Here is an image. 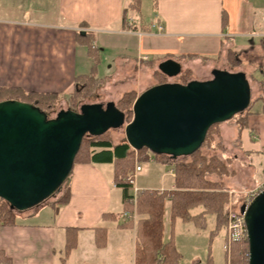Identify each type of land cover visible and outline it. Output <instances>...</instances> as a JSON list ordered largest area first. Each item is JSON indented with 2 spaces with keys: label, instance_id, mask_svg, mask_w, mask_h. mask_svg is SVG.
Here are the masks:
<instances>
[{
  "label": "crops",
  "instance_id": "obj_1",
  "mask_svg": "<svg viewBox=\"0 0 264 264\" xmlns=\"http://www.w3.org/2000/svg\"><path fill=\"white\" fill-rule=\"evenodd\" d=\"M149 1L151 13L148 0H141L144 24L151 29L145 32L124 29V17L130 25L142 26L139 14L129 9L131 0H0V86L69 95L76 78L89 75L93 66L77 35L92 33L100 50L98 78L108 102L117 103L130 91L139 96L157 85L153 74L169 59L179 62L183 72L191 71V80H209L219 63L227 61L222 43L249 65L264 98V80L256 74H264V0H160L157 8ZM263 110L262 100L252 106L240 136L234 125L222 133L235 151L228 157L232 162L243 156L241 162L252 170L259 159L264 172ZM116 164H76L67 203L59 202V193L52 201L17 212L14 226L0 227V264H135L137 223L147 216L126 209L123 189L115 183ZM145 164L153 172L150 185L134 182L130 195L134 189L175 190L173 167L154 160ZM233 189L231 195L240 196ZM167 214L171 216L170 203L165 207V243L170 242Z\"/></svg>",
  "mask_w": 264,
  "mask_h": 264
},
{
  "label": "water",
  "instance_id": "obj_2",
  "mask_svg": "<svg viewBox=\"0 0 264 264\" xmlns=\"http://www.w3.org/2000/svg\"><path fill=\"white\" fill-rule=\"evenodd\" d=\"M168 79L182 65H158ZM212 78L187 84L167 82L135 100L133 120L115 102L81 105L50 118L40 108L15 100L0 102V199L15 212L34 209L54 197L69 180L86 136L101 137L124 128L134 151L147 149L176 161L199 151L211 127L227 123L251 106L252 90L244 72L214 69ZM249 243L248 264H264V191L243 206Z\"/></svg>",
  "mask_w": 264,
  "mask_h": 264
},
{
  "label": "trees",
  "instance_id": "obj_3",
  "mask_svg": "<svg viewBox=\"0 0 264 264\" xmlns=\"http://www.w3.org/2000/svg\"><path fill=\"white\" fill-rule=\"evenodd\" d=\"M155 8L160 0H152ZM129 9L139 14L142 26L130 25L127 18L124 17V29L138 31L141 28L145 32H150L151 29L144 24V19L141 14V0H131ZM227 24V17L223 15L224 28ZM77 41L80 45L87 48L88 56L92 60L93 66L89 75L79 76L75 80V92L70 98L72 110L76 107L77 102L96 90L101 84L98 78V68L100 65V50L95 45V36L92 33H78ZM222 50L226 53V60L229 63L238 65V57L231 47L222 43ZM221 59V58H220ZM208 61L209 59L202 58ZM193 73L189 70L184 71L181 76V84H187ZM153 77L159 80L157 84L166 83V77L159 71H155ZM263 89V88H262ZM137 99L135 92H128L123 95L121 100L116 104L117 107L126 115L127 123L132 122V108ZM15 100L28 103L40 108L45 113L52 110L60 100L58 93H36L26 92L20 88H5L0 86V102ZM258 100L264 102L261 97ZM239 114L233 118L236 121L240 136L241 132L248 127L247 112ZM264 113V110H263ZM247 114V115H246ZM220 124L210 128L204 146L208 144L212 150L222 152L223 159L219 157H207L202 153V149L194 153L190 157L181 158L176 161L171 160L166 156L154 155V161L158 164L173 167L175 169V190L169 192H159L155 190L140 191L137 197L136 205L131 203L130 190L133 185L127 180L129 174L134 169L133 152L134 150L127 144L126 141L115 144L110 138L86 136L82 142L79 153L75 158V164H92V163H117L115 183L119 188L123 189V198L126 209L137 215L147 216L137 223V242L135 250V264H180L182 260L181 253L176 249L174 242L171 240L168 243L164 242V217L165 207L167 203L171 204V218L174 222L177 218L183 221H192L197 228L205 229L207 224V216L215 215L216 229L212 231L211 240L222 228H227L228 225V203L230 201V188L226 185V180L233 175L228 171L232 164L231 159L225 157V151L222 147L223 140L218 136V142L213 138V129ZM240 143V137L237 138V144ZM236 146L241 148L240 145ZM203 146V147H204ZM97 150H100L97 152ZM138 152H148L143 149ZM71 177V176H70ZM68 182V181H67ZM66 182V183H67ZM65 183V184H66ZM64 184V185H65ZM61 187L59 192L63 189ZM239 196H231L234 201L233 210L241 213L244 205L237 209ZM0 203V227L14 226L16 224V213L10 209L8 203L1 200ZM69 201V191L67 190L62 198L61 203ZM202 208L201 213L192 214V210ZM131 225V224H130ZM130 225H126L130 226ZM231 252H227L226 258L228 264H248L249 243L248 240L238 241L232 244ZM207 264H213V260L209 257Z\"/></svg>",
  "mask_w": 264,
  "mask_h": 264
},
{
  "label": "rangeland",
  "instance_id": "obj_4",
  "mask_svg": "<svg viewBox=\"0 0 264 264\" xmlns=\"http://www.w3.org/2000/svg\"><path fill=\"white\" fill-rule=\"evenodd\" d=\"M146 10L148 13H151L152 11V2L149 0L147 2ZM238 62L240 65L236 63L234 64V63H229L227 61L226 62L223 61V63L222 62L219 63V66L220 69L227 70L229 72L246 73L252 90V102L250 106L252 108V106L255 105L256 102L261 101L258 99L261 98V93L263 92V89L261 85L255 81L251 69L249 68V65L244 64L239 59ZM196 72H197L196 74L200 75L199 71ZM256 74L259 75V80L261 81L264 80V74H262L260 71L256 72ZM103 75L105 76L107 75V73L103 72ZM209 76H210L209 78L211 79L212 75ZM191 79L192 77L189 80L191 81ZM156 81L157 83L159 82V80ZM141 82L144 83L146 82V80L143 79ZM167 82L180 83L181 79L180 76L175 79L167 78L166 83ZM104 90L105 89L104 88L102 89L100 84L96 90H94L84 98L80 99L77 102L76 107L73 109V111H79L81 105L86 103L88 104L100 103V102L104 104L108 103V95H107L108 93ZM74 92H75V88L69 95L60 98L56 106L52 110L48 111L47 113L48 116L50 118H55L57 113L61 110H72L70 98L72 97ZM130 92H135V91H130ZM122 97L123 96L120 97L117 103L121 100ZM136 97L138 98V93H136ZM250 110L247 112V114L250 112ZM232 125L234 126L236 125L235 120H231L226 124H223V126L222 124H220V126H216L212 131L213 132L212 134L214 135L213 138L215 139L216 142H218V136H221L223 140L222 147L226 153L225 157H230L232 154L235 153L233 148L229 145L230 137L225 139L226 143H224V136L222 133V130L224 129L225 133L228 134V131H231L230 128ZM105 137L110 138L115 144L126 141L124 128L118 130H111L107 133ZM201 149H202V153L207 157L217 156L220 159L224 160V157L222 156V152L219 150L217 151L210 149L208 144L202 147ZM132 158H133L132 166H134L133 167L134 169H132V172L129 175H131L135 171V167L137 165H141V167L143 166V171L141 173L140 172L137 173L135 176V183L136 186H144L146 184L147 186H149L150 185L149 180L153 175V172L150 170V165L145 164V162L154 160V154L149 151L142 153L138 151H134ZM242 159H244L243 156H240V161L232 162V164L228 168V171L233 175L232 177L226 180L227 187L231 186L229 187L230 201L228 203V206L229 208L232 206V209L234 208L233 207L234 201L231 200L232 188L238 189L237 192H239L240 199L238 200L239 203L237 204V209H239L240 206L246 203V198H245L246 196L244 195L250 193V191L262 187L264 184V172H263V167L259 163L260 160L259 159H258L259 161L255 160V163H253L254 168L252 167L253 170L252 171L248 169L246 165L241 162ZM146 181H148V183H146ZM67 184L68 182L64 185L61 192H58L54 197H52L48 201L54 200L61 193H63L64 195L65 192L67 191ZM196 209H201V208H196ZM215 229H216V217L213 214L209 215V218H207V224L205 229L197 228L195 223L192 221L185 222L181 218H177L173 222L170 214H167L166 216V239L169 238L170 241L172 240L174 242L176 249L180 251L182 255V260L180 264H207L209 257L212 258L213 264H228L229 256L227 255L228 253L225 252L226 245L228 242L227 228L226 227L222 228L218 232V234L214 236L213 240H211L212 231H214ZM232 248L233 247L231 246L229 250L230 252ZM226 255L228 256V259L226 258Z\"/></svg>",
  "mask_w": 264,
  "mask_h": 264
},
{
  "label": "built area",
  "instance_id": "obj_5",
  "mask_svg": "<svg viewBox=\"0 0 264 264\" xmlns=\"http://www.w3.org/2000/svg\"><path fill=\"white\" fill-rule=\"evenodd\" d=\"M160 30H162L160 28ZM141 165H137L135 167V171L128 176L127 180L130 184L134 187L135 176L137 173L141 171ZM262 191H264V184L262 187H259L250 193L246 194V203L245 206H248ZM140 191L134 189V193L131 195V203L135 205L137 203V197ZM126 217L133 218V216L126 214ZM227 232H228V242L226 245V250L229 251L232 244L238 241L248 240L247 239V228L245 224V217L244 214L237 213L232 209V206L229 208L228 212V225H227ZM230 252V251H229Z\"/></svg>",
  "mask_w": 264,
  "mask_h": 264
}]
</instances>
